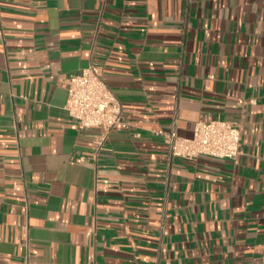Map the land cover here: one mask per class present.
Returning <instances> with one entry per match:
<instances>
[{"label":"crops","instance_id":"1","mask_svg":"<svg viewBox=\"0 0 264 264\" xmlns=\"http://www.w3.org/2000/svg\"><path fill=\"white\" fill-rule=\"evenodd\" d=\"M0 264H264V0H0ZM103 70L128 128L78 129ZM241 128L236 159L160 128ZM103 141V148L99 143Z\"/></svg>","mask_w":264,"mask_h":264},{"label":"built area","instance_id":"2","mask_svg":"<svg viewBox=\"0 0 264 264\" xmlns=\"http://www.w3.org/2000/svg\"><path fill=\"white\" fill-rule=\"evenodd\" d=\"M0 30L2 17L0 14ZM69 102L66 109L80 130L101 129L106 139L117 126L129 127L122 104L107 84L103 70L89 64L66 78ZM156 134L163 138L172 157L196 160L201 156L236 159L241 154V128L222 119L199 120L191 138L180 136L175 128H162ZM103 141L99 143L103 148Z\"/></svg>","mask_w":264,"mask_h":264}]
</instances>
